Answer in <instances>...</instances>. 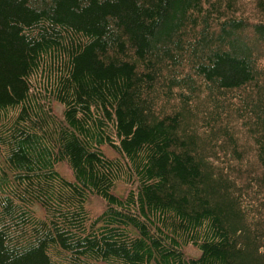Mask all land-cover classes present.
Returning <instances> with one entry per match:
<instances>
[{"label": "trees", "instance_id": "16d2710c", "mask_svg": "<svg viewBox=\"0 0 264 264\" xmlns=\"http://www.w3.org/2000/svg\"><path fill=\"white\" fill-rule=\"evenodd\" d=\"M0 264H264V0H0Z\"/></svg>", "mask_w": 264, "mask_h": 264}, {"label": "rangeland", "instance_id": "374dc122", "mask_svg": "<svg viewBox=\"0 0 264 264\" xmlns=\"http://www.w3.org/2000/svg\"><path fill=\"white\" fill-rule=\"evenodd\" d=\"M55 109L56 111L61 114L62 112V106L59 105V104H55ZM106 152L110 155H112V151L109 149V148H106ZM58 170L66 177L68 178H71L72 177V171L71 169L65 164V163H62L58 166ZM129 186L128 184L126 183H119L117 188H116V192L118 194H122L123 192L127 191V189L129 190ZM89 209L91 210V212L94 214V215H98L100 214L106 207V203L100 199L99 197H93L92 200L90 201L89 203ZM39 212L40 209L37 208ZM186 253L188 256L190 257H196V256H199L200 252L198 251L197 248L193 247V246H188L187 249H186Z\"/></svg>", "mask_w": 264, "mask_h": 264}]
</instances>
